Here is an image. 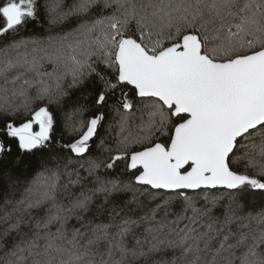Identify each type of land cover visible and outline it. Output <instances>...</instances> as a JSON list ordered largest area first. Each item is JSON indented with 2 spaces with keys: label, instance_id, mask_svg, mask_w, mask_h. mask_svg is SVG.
<instances>
[{
  "label": "snow or ice",
  "instance_id": "6c2138e0",
  "mask_svg": "<svg viewBox=\"0 0 264 264\" xmlns=\"http://www.w3.org/2000/svg\"><path fill=\"white\" fill-rule=\"evenodd\" d=\"M0 264H264V0H0Z\"/></svg>",
  "mask_w": 264,
  "mask_h": 264
},
{
  "label": "trees",
  "instance_id": "16d2710c",
  "mask_svg": "<svg viewBox=\"0 0 264 264\" xmlns=\"http://www.w3.org/2000/svg\"><path fill=\"white\" fill-rule=\"evenodd\" d=\"M30 27H31V26H30ZM45 68H46V70L49 71V72L52 71L51 67L48 66V65H45ZM13 74H15V73H13ZM11 143H12V145H13V153H15V152L17 151L16 146H15V141H12ZM20 179H21V182H23L24 177L21 176ZM28 179H31V177L29 176ZM20 191L22 192V191H23V188H21ZM130 196H131L130 193L122 194L121 198H122V199H129ZM154 206H155L154 204L151 205V207H154ZM198 206H199V204H198ZM172 209H173L174 212H177V213H178V212L180 211V205H178V204H173ZM145 211H147V209H145ZM138 214H139V215H143L144 213H143V211H141V212L138 213ZM220 214H221L220 210H215V209H214V215L219 216ZM161 215H162V214H161ZM157 218L159 219V216H158ZM171 218H172V217H169V219H171Z\"/></svg>",
  "mask_w": 264,
  "mask_h": 264
}]
</instances>
